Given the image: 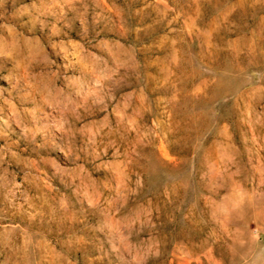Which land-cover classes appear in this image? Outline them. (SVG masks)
<instances>
[{"label": "rangeland", "instance_id": "rangeland-1", "mask_svg": "<svg viewBox=\"0 0 264 264\" xmlns=\"http://www.w3.org/2000/svg\"><path fill=\"white\" fill-rule=\"evenodd\" d=\"M0 264H264V0H0Z\"/></svg>", "mask_w": 264, "mask_h": 264}]
</instances>
